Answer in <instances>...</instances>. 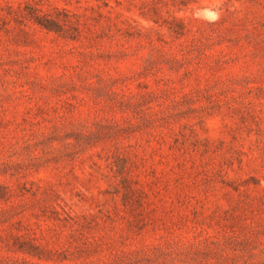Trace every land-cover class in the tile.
Returning <instances> with one entry per match:
<instances>
[{"label":"rangeland","instance_id":"obj_1","mask_svg":"<svg viewBox=\"0 0 264 264\" xmlns=\"http://www.w3.org/2000/svg\"><path fill=\"white\" fill-rule=\"evenodd\" d=\"M33 1L83 32L0 0V264H264V0Z\"/></svg>","mask_w":264,"mask_h":264},{"label":"trees","instance_id":"obj_2","mask_svg":"<svg viewBox=\"0 0 264 264\" xmlns=\"http://www.w3.org/2000/svg\"><path fill=\"white\" fill-rule=\"evenodd\" d=\"M30 2L27 4V14L31 20L42 29L46 30L49 33H56L60 36H63L66 39L78 41L82 37V29L79 20L77 22L72 21V17L68 14L65 19H61L60 15L63 12L67 11L65 9H60L58 7H54V13L47 12L42 10L39 6V3ZM151 68L150 65H146L145 69L149 70ZM51 216H48L49 219H53L57 222L54 227V231L56 233H62L63 228H69L73 233H81L84 235L87 227L86 224L82 223L78 216L72 214L71 208L62 207V211H59L57 208L52 207ZM89 242V241H88ZM29 243L28 247L24 243L15 244L14 250L16 252H21L24 254H29L30 256H38V253H35L38 247ZM88 244V243H86ZM83 253H90L88 247L83 250Z\"/></svg>","mask_w":264,"mask_h":264},{"label":"clouds","instance_id":"obj_3","mask_svg":"<svg viewBox=\"0 0 264 264\" xmlns=\"http://www.w3.org/2000/svg\"><path fill=\"white\" fill-rule=\"evenodd\" d=\"M203 18L211 22L218 19V15L215 12H206Z\"/></svg>","mask_w":264,"mask_h":264}]
</instances>
